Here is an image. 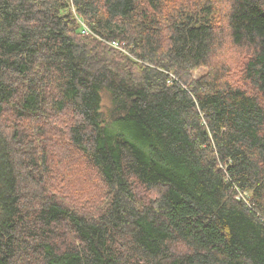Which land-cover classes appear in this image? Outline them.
<instances>
[{
  "label": "trees",
  "instance_id": "16d2710c",
  "mask_svg": "<svg viewBox=\"0 0 264 264\" xmlns=\"http://www.w3.org/2000/svg\"><path fill=\"white\" fill-rule=\"evenodd\" d=\"M218 1L0 0V264H264V0Z\"/></svg>",
  "mask_w": 264,
  "mask_h": 264
},
{
  "label": "rangeland",
  "instance_id": "374dc122",
  "mask_svg": "<svg viewBox=\"0 0 264 264\" xmlns=\"http://www.w3.org/2000/svg\"><path fill=\"white\" fill-rule=\"evenodd\" d=\"M217 7L219 8V14H222L223 13V6L221 3V0L218 1ZM119 50L124 51L126 54H129L128 50L125 47H122ZM234 58H237V59H234ZM243 59H244V55H243V53H241L239 51H235V52L226 51V52H221V53L219 52L218 55L216 56V59H215V65L219 66L220 62H223V65L224 64L229 65V67L231 68V74L228 78L230 83H232L234 86L243 85L244 80H243L242 72L239 71L240 66L243 63ZM213 61H214V59H213ZM232 61L234 63H232ZM214 67L217 68L216 66H214ZM209 69L213 70L212 65L209 67ZM205 72H206V69L202 68V69L196 70L194 73H195V75L198 76V75H203ZM244 84L246 85L245 82H244ZM104 101H106L105 102V104H106L107 103V96H105ZM11 119L12 118L7 119L4 123L6 124ZM64 124L65 123L63 121H60V117L52 116L49 118V121L47 123V128L50 131L48 147L52 146V148L54 150L58 151V153H60L63 156H66L65 158L62 159L58 153L55 154V158L61 159L62 171H61L60 176L57 179H55V181H54L56 187L59 189L56 190V189L50 188V190H52L56 195H58L60 197L67 198V186H69L70 184L67 186L63 185L62 184L63 183L62 178L68 176L67 170H68V168L72 167V163L70 161H68V159H69L71 150L73 148L70 145L71 143L69 142L68 138L64 137L62 134L63 132H62L61 128L64 129ZM55 169L56 168L51 167V170L55 171ZM80 169H81V166H77V168H75V170H77L79 174L81 171ZM45 175H46V180H47L48 184L52 183L55 177L53 176V178L51 180H49L47 174H45ZM52 175H54V172H52ZM81 177L83 179V183H86V181H88V180H91V181L97 180V177L90 174V173H86L85 175H81ZM90 199L92 201L86 202L84 204V207H89L92 203H99L97 200H95L92 197H90ZM32 258L34 259V261H39V258L36 256L32 257ZM31 261L34 262L33 260H31ZM16 264H30L29 258L26 257L20 261H17ZM37 264H41V263L39 262Z\"/></svg>",
  "mask_w": 264,
  "mask_h": 264
},
{
  "label": "built area",
  "instance_id": "2783aa9c",
  "mask_svg": "<svg viewBox=\"0 0 264 264\" xmlns=\"http://www.w3.org/2000/svg\"><path fill=\"white\" fill-rule=\"evenodd\" d=\"M113 44L118 45V44H116V43H113Z\"/></svg>",
  "mask_w": 264,
  "mask_h": 264
}]
</instances>
